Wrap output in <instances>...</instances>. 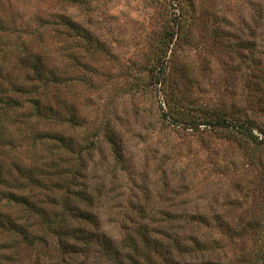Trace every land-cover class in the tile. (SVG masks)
<instances>
[{
    "label": "rangeland",
    "instance_id": "374dc122",
    "mask_svg": "<svg viewBox=\"0 0 264 264\" xmlns=\"http://www.w3.org/2000/svg\"><path fill=\"white\" fill-rule=\"evenodd\" d=\"M245 119L264 142V0H0V264H264Z\"/></svg>",
    "mask_w": 264,
    "mask_h": 264
},
{
    "label": "trees",
    "instance_id": "16d2710c",
    "mask_svg": "<svg viewBox=\"0 0 264 264\" xmlns=\"http://www.w3.org/2000/svg\"><path fill=\"white\" fill-rule=\"evenodd\" d=\"M183 15V10H180L179 9V16L177 17V20L174 23L175 26H177L179 28V30H182L183 29V25H182V22H181V16ZM64 24H67V23H64ZM173 25V26H174ZM174 31H168L166 33V36L168 38H171L174 37ZM36 72V71H35ZM36 76H38V78L41 77L40 73L39 72H36L35 73ZM4 105L2 106H5V108L7 110H14L16 109V107H18V105L16 103L13 102V99H7L6 102H4ZM245 122L248 123V128L247 129H244V135L247 137V139L249 141H251L252 143L255 144V146H258V145H263L264 142L263 140L261 139L260 141L258 140V137L254 136L252 134V131H253V128H256L255 126H253V124L251 123L252 120L250 119H245ZM5 123V121H4ZM215 124H217L219 127H222V128H225L229 125H227V123L222 120V119H217ZM3 126L2 123H0V127ZM243 126V124H240L239 123H236V125H233L232 127L234 128H238V130H242L240 129L241 127ZM1 129V128H0ZM1 133H3V130H1ZM2 135V134H1ZM36 140H38V142H41L43 144H50V147L52 148H58L59 150H61L63 153H68V152H72L71 151V145L70 143L68 142V140L65 138V137H62V136H57V139H55L54 137H51V136H44V137H36ZM55 144V145H53ZM52 148V149H53ZM79 156L77 155V158H76V167L73 168L72 170V173H71V176H67V175H63L61 174L60 178L61 179H64L65 181L63 182L65 185L63 186V190H64V193H63V196H67L69 195L68 193H70L69 191H71V188L73 185H76L78 184L77 181V178L80 177V169H79ZM33 184H35L33 182ZM57 187L60 189L61 186L60 185H57ZM70 196V195H69ZM81 200H86V199H81ZM66 200H63L61 201V203H65ZM64 206V205H62ZM69 216H66V215H63L62 213H60L59 215H55L54 218H52L50 220V222L48 221L49 224L52 225V230H54L53 232H57L59 231L61 228H69V227H73L74 223H79L80 225L82 226H91L92 225V221L94 220V215H91V212L85 210V209H82V211H78L76 216H75V220L76 222L74 223H70L69 221ZM47 223V221H46ZM96 230H98V228H96ZM73 232V231H71ZM70 231L68 232L67 231V234L68 236H66L67 239L71 240L73 238L74 239V243H71L70 245H67V246H64L63 247V253H68V255L66 257H63L62 260H65L66 258H70L71 257V254H77V253H81V251L79 250V247L77 246H83L81 244H84L85 246H87L89 248V245L88 244H92V242L94 241V243L97 241V237H98V233H95L96 231H87V232H82L80 230V233H71ZM83 236V237H82ZM131 240V243L133 246H135L133 248L134 251L138 250L136 246H138L137 244V240L140 241V244H142V246H144L146 249L147 247H150V245H148V237L146 234H143L142 232H139L137 234V238L136 240L132 239V238H129ZM81 240H84V242L82 241V243L80 245H78L77 243ZM147 246V247H146ZM87 253V252H86Z\"/></svg>",
    "mask_w": 264,
    "mask_h": 264
}]
</instances>
